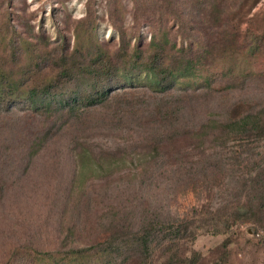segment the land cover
Segmentation results:
<instances>
[{
	"label": "rangeland",
	"instance_id": "374dc122",
	"mask_svg": "<svg viewBox=\"0 0 264 264\" xmlns=\"http://www.w3.org/2000/svg\"><path fill=\"white\" fill-rule=\"evenodd\" d=\"M132 6L133 0H0V55L8 52L6 59L19 81L24 71L37 65H48L50 69L57 67L55 59L62 51L61 45L70 51L75 49L76 32H80L83 38L81 45L87 51H95L96 44L114 51L121 44L118 33L125 31L127 36L130 32ZM232 23L243 37L246 32H251V35L261 38L259 51L253 56H227L219 66L203 70L200 77L175 80L172 83L175 87L173 94L187 87H203L232 71L237 75L251 74L254 79L249 83L243 82V86L240 83L235 85L234 93L225 99L228 101L227 107L237 104L240 113L264 107V0H244L241 8L234 12ZM138 32L140 40L146 45L150 41V29L140 25ZM88 34L90 38L87 39ZM21 39L28 42H22ZM128 42L133 46V41ZM41 44L42 51L38 52L37 45ZM49 68L46 72L39 70L36 75L31 74V78L29 73L25 77L31 84L39 85L53 75L54 70L51 73ZM74 72L76 75L77 70ZM125 77H131L137 84L119 100L141 106L137 108L139 111L145 107L153 111L158 100L163 97L154 92L159 86L137 73ZM18 81L21 86L25 83V79ZM86 86L84 79L73 76L63 93L57 97L79 95ZM240 88H247L248 91H240ZM45 100L48 97L34 102ZM15 105L20 111L3 120L14 126L3 132V135L0 132V151L3 142L6 144L3 138L9 140L7 144L13 146L11 149H19L17 154L22 157V163L19 164L20 171L13 176L12 170H7L2 160L0 163V264H5L18 248L26 249V253L31 248L54 251L53 254H56L67 250L71 243L97 241L105 230L100 220L104 217L102 221L107 224L106 217L111 218V209L116 208L114 197L121 193L149 198L152 208H160L153 210L160 220L167 217L187 218L194 222L193 226L198 225L197 221L201 218L209 217H216L223 223L235 214L237 203L243 204L242 196L246 192L240 175H244L245 169L241 167V159L225 168L227 178L216 173L208 174L207 180L195 179V184L192 183L193 179L176 184V165L163 168V164L153 167L150 163L144 166L147 172L144 174L141 169L134 171L128 162L120 165L118 171H109L107 174L92 166V170L86 171L79 181L74 182L77 174L76 154L84 150L86 145L95 152L100 149L112 152L124 147L128 151L134 134L127 132V129L134 131L137 126L139 129L144 128L147 131L145 136L150 139L153 138L152 134L157 133L156 130L150 131L153 129L150 126L139 125L135 117L126 123H117L112 108L106 112L101 110L91 113L84 118L83 123L72 124L73 120L68 121L64 113H58L53 118L35 115L30 108L35 103L23 101ZM149 111H146V120L151 121ZM261 145L254 144L253 152H264ZM235 148L236 142L228 139L226 151L230 153L226 154L225 160L232 156L231 152ZM254 161L257 163L259 158ZM133 165L138 163L134 161ZM26 166L27 171L22 176ZM253 167L249 165V168ZM126 168L132 169L130 174ZM255 171L254 167L252 175ZM231 174L237 178L228 180ZM92 195L94 197L90 199ZM88 198L93 210L83 218ZM239 210L242 212L243 209ZM80 214L81 221L78 218ZM261 227L255 231L251 224H234L227 233L224 230L215 233L213 226H210L208 232L198 231L193 242L171 247L167 244L163 246L166 248L151 246L149 264H166V261L176 257L192 259L193 264H264V223ZM60 257L61 254L54 256L56 259ZM31 263L42 264L38 261Z\"/></svg>",
	"mask_w": 264,
	"mask_h": 264
},
{
	"label": "trees",
	"instance_id": "16d2710c",
	"mask_svg": "<svg viewBox=\"0 0 264 264\" xmlns=\"http://www.w3.org/2000/svg\"><path fill=\"white\" fill-rule=\"evenodd\" d=\"M243 3L244 0H133L130 32L127 36L125 31L118 33L121 44L114 51L99 44L95 45V51H87L81 45L83 38L80 32H76L75 49L70 51L61 45L62 51H59L60 55L55 59L58 64L53 69L48 65H37L24 71L23 77L21 74L22 79H25L23 86L17 83L13 67L6 59L8 52L0 55L2 135L14 126L3 120L20 111L15 104L23 101L36 104L30 108L37 116L53 118L58 113H64L68 121L73 120L72 124L83 123L84 118L91 113L101 110L106 112L112 108L117 123H126L135 117L139 125L150 126L153 128L150 131L156 130L157 133L152 134L153 138L150 139L145 136L147 131L144 128L139 129L137 126L134 131L127 129V132L134 134L128 151L124 147L112 152L102 149L95 152L86 145L84 150L76 154L77 174L74 182L79 181V177L86 171L92 170V166L107 174L109 171H118L120 165L128 162L134 171L141 169L144 174L147 173L144 166L150 163L153 167L163 164V168L176 165V184L192 179L195 184V179L207 180L208 174L216 173L227 178L225 168L241 159V167L245 172L243 176L240 175V179L244 193L246 192L242 196L243 204L237 203L235 214L223 223L216 217H209L201 218L196 226L187 218L167 217L160 220L159 215L153 211L160 208H152L149 198L121 193L114 197L116 208L111 209V218L106 217L107 224L102 221L104 217L100 220V225L105 230L97 241L71 243L67 250L56 254H53L54 251L31 248L26 253V249L18 248L5 264H32L31 261L42 264H149L151 246L163 247L168 244L171 247L193 242L198 231L208 232L210 226H213L215 233L220 230L227 233L234 224H251L255 231L262 228L264 152L254 153L252 146L262 144V148L264 147V107L240 113L239 105L227 107L228 101H225L228 95L234 93L237 83L243 86V82H252L254 77L230 71L203 87H187L178 93L176 91V94L172 93L175 89L172 83L175 80L177 82L179 79L200 77L203 70L219 66L227 56H253L259 51L261 38L251 35V32H246L243 37L232 23L234 12ZM140 25L148 26L151 32L150 41L146 45L140 40ZM23 39L22 42H28ZM128 40L134 42L133 46H130ZM36 49L41 52L42 44L37 45ZM48 68L51 73L54 70L53 75L39 85L31 84L25 77L29 73L31 78V74L36 75L39 70L46 72ZM74 70H77L76 75ZM130 73L145 76L150 83L159 86L154 92L163 97L158 100L153 111H149L147 107L139 111L137 108L141 106L136 107L135 103L119 100L128 95V90H133L137 84L131 77H125ZM73 76L87 82L85 91L73 97H57L63 93ZM242 90L248 91L247 88H240ZM42 97H48V100L34 102ZM145 110L152 116L151 121L146 120ZM167 131L172 132L168 134ZM228 139L236 142V148L232 150V156L225 160L226 154L230 153L226 151ZM3 141L6 144L3 142V149L0 151V163L2 160L7 170H12L13 176L20 171L22 157L17 154L19 149L10 148L13 146L7 144L9 140L3 138ZM212 150L214 153H211ZM257 157L259 161L256 163L254 160ZM134 161L138 165H133ZM249 165L256 168L253 175L251 172L254 167L251 169ZM132 169L126 168L125 171L130 174ZM26 171L27 166L24 167L22 176ZM236 178L231 174L228 180ZM92 197L94 196H90V199ZM87 201L83 218L93 210L91 200L88 198ZM239 209H243L242 212ZM78 218L81 221V214ZM221 225L222 228L219 229ZM59 254V259L54 258ZM176 262L193 264V260L186 257L169 259L166 264Z\"/></svg>",
	"mask_w": 264,
	"mask_h": 264
}]
</instances>
